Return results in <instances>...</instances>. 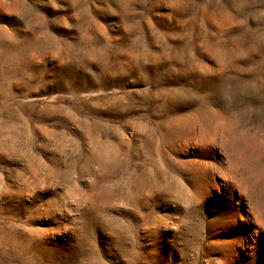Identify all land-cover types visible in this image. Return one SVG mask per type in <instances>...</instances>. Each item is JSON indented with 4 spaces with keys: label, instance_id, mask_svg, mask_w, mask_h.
<instances>
[{
    "label": "rangeland",
    "instance_id": "374dc122",
    "mask_svg": "<svg viewBox=\"0 0 264 264\" xmlns=\"http://www.w3.org/2000/svg\"><path fill=\"white\" fill-rule=\"evenodd\" d=\"M0 264H264V0H0Z\"/></svg>",
    "mask_w": 264,
    "mask_h": 264
}]
</instances>
